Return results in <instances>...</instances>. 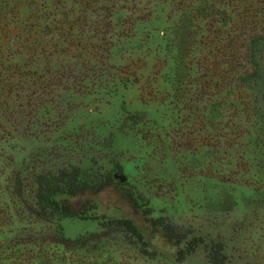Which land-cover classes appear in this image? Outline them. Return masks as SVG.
<instances>
[{
  "label": "rangeland",
  "instance_id": "374dc122",
  "mask_svg": "<svg viewBox=\"0 0 264 264\" xmlns=\"http://www.w3.org/2000/svg\"><path fill=\"white\" fill-rule=\"evenodd\" d=\"M0 264H264V0H0Z\"/></svg>",
  "mask_w": 264,
  "mask_h": 264
},
{
  "label": "trees",
  "instance_id": "16d2710c",
  "mask_svg": "<svg viewBox=\"0 0 264 264\" xmlns=\"http://www.w3.org/2000/svg\"><path fill=\"white\" fill-rule=\"evenodd\" d=\"M75 196H77V195H75V194H71V197H75ZM78 196H79V195H78ZM59 204H60V206H62L63 209L65 210V209L70 208V207L73 206V205L75 206L76 203L71 204V201H70V200H63V201H61Z\"/></svg>",
  "mask_w": 264,
  "mask_h": 264
}]
</instances>
